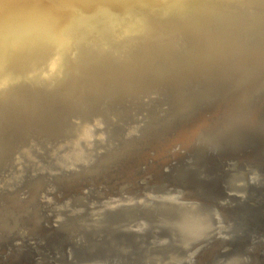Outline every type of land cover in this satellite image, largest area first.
Here are the masks:
<instances>
[{
    "label": "water",
    "instance_id": "water-1",
    "mask_svg": "<svg viewBox=\"0 0 264 264\" xmlns=\"http://www.w3.org/2000/svg\"><path fill=\"white\" fill-rule=\"evenodd\" d=\"M259 35L222 47L225 67L92 97L88 150L65 98L17 110L0 126V264H264Z\"/></svg>",
    "mask_w": 264,
    "mask_h": 264
},
{
    "label": "bare ground",
    "instance_id": "bare-ground-1",
    "mask_svg": "<svg viewBox=\"0 0 264 264\" xmlns=\"http://www.w3.org/2000/svg\"><path fill=\"white\" fill-rule=\"evenodd\" d=\"M54 1L0 3V126L15 121L17 110L30 112V104L63 97L71 106L58 110L69 114L83 150L100 136L94 117L101 116L83 118L92 97L133 96L149 73L183 79L187 69L193 76L225 67L229 41L260 34L264 43V11L252 4L260 0Z\"/></svg>",
    "mask_w": 264,
    "mask_h": 264
}]
</instances>
